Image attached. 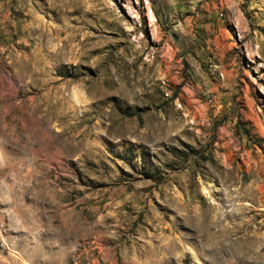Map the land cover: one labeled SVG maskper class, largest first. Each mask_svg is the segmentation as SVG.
<instances>
[{"label":"rangeland","instance_id":"1","mask_svg":"<svg viewBox=\"0 0 264 264\" xmlns=\"http://www.w3.org/2000/svg\"><path fill=\"white\" fill-rule=\"evenodd\" d=\"M0 264H264V0H0Z\"/></svg>","mask_w":264,"mask_h":264}]
</instances>
